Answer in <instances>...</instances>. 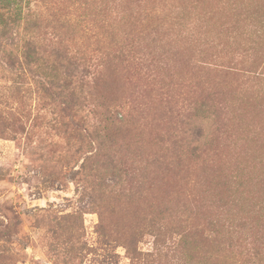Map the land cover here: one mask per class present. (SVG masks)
<instances>
[{"label":"rangeland","instance_id":"374dc122","mask_svg":"<svg viewBox=\"0 0 264 264\" xmlns=\"http://www.w3.org/2000/svg\"><path fill=\"white\" fill-rule=\"evenodd\" d=\"M22 2L38 18L39 53L95 72L96 103L120 124L106 154L136 203L186 227L191 257L264 264V0ZM31 20L0 29V248L23 254L17 264H102L81 123L22 66Z\"/></svg>","mask_w":264,"mask_h":264},{"label":"trees","instance_id":"16d2710c","mask_svg":"<svg viewBox=\"0 0 264 264\" xmlns=\"http://www.w3.org/2000/svg\"><path fill=\"white\" fill-rule=\"evenodd\" d=\"M29 13L33 14L22 0H0L2 33L14 27L19 29L23 20L24 24L30 22L32 17ZM35 18L36 22L31 25V35L26 37L23 32L22 36H19L24 55L22 66H32L38 77V90L49 93L52 102H57L55 106L59 107L61 112L70 111L71 122L81 123L86 152L80 166L81 181L84 188H89L95 196L90 205L98 209L96 232L104 248L101 263L116 264L119 258L116 249L122 248L130 261L129 264H221L219 257L212 255V262L206 263L202 250L198 251V256L191 257L185 247L189 236L186 227L171 222L169 217L161 212H151L150 208L145 210L136 203L137 194L126 186L127 174L115 156L106 154V149L111 150L107 139L120 124L108 107L104 106L105 109L101 110L103 106L100 108L96 103L95 72L91 70V66L73 63L58 50H50L46 54L39 53V48L32 46L43 44V36L35 31L37 16H34L31 22H34ZM3 113L0 108V124L7 120ZM77 116L78 121L75 120ZM58 120L54 119L56 123ZM105 212H115L118 217L110 223V216L105 218ZM12 227L11 222L4 227L6 242H9L13 233ZM145 237L151 239L148 242L150 249L143 250L140 245L146 243ZM209 237L204 236L203 239L208 240ZM81 249L82 246L79 251ZM76 255L79 263L83 261L84 256L81 253ZM22 258L23 254L13 253L12 246L4 244L3 248H0V264H17ZM74 258L70 257L69 261Z\"/></svg>","mask_w":264,"mask_h":264}]
</instances>
